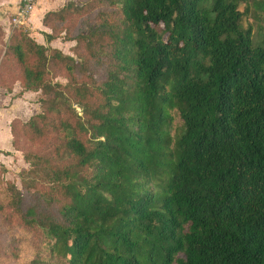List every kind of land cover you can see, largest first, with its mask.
<instances>
[{"label":"trees","instance_id":"trees-1","mask_svg":"<svg viewBox=\"0 0 264 264\" xmlns=\"http://www.w3.org/2000/svg\"><path fill=\"white\" fill-rule=\"evenodd\" d=\"M43 25L0 28V86L45 94L10 123L29 169L0 264H264V0H70Z\"/></svg>","mask_w":264,"mask_h":264},{"label":"crops","instance_id":"crops-1","mask_svg":"<svg viewBox=\"0 0 264 264\" xmlns=\"http://www.w3.org/2000/svg\"><path fill=\"white\" fill-rule=\"evenodd\" d=\"M20 0H0V28L3 32V40L8 42L11 37L10 20L13 13L19 7ZM68 0H37L27 28L31 36L40 44L47 45L45 34L50 30L43 25L44 15L51 10L61 8ZM52 2V3H50ZM61 39L50 43L53 47L60 48L58 42ZM69 45V43H67ZM4 48L0 46V58ZM36 93L24 91L20 84L14 86L13 91H8L0 86V151L11 152L12 135L10 123L15 118H26L27 102L32 99ZM30 116V115H29Z\"/></svg>","mask_w":264,"mask_h":264},{"label":"rangeland","instance_id":"rangeland-1","mask_svg":"<svg viewBox=\"0 0 264 264\" xmlns=\"http://www.w3.org/2000/svg\"><path fill=\"white\" fill-rule=\"evenodd\" d=\"M70 1V0H68ZM78 1V0H72ZM52 3V2H50ZM25 29H28L27 26H22ZM19 28L16 27L14 30H11V36L14 31ZM69 43V45L67 44ZM60 49L65 52L66 54H72L73 47L76 45V42H58ZM58 48V47H57ZM61 83H66V79L63 77H59L56 79ZM36 93L32 99L28 100L27 102V110L25 111L26 114H23L26 118H19L23 122L28 121L33 115L41 112V100L45 98V94L42 91L34 92ZM30 115V116H29ZM18 118V117H17ZM27 145L23 143V145ZM24 145V146H25ZM11 152L0 151V193L2 188L7 183H13L16 187L20 190H23L22 184V174L24 171L29 169V163H27L24 159V153L21 150H16L11 145ZM16 231L13 232L14 236H19L20 238H24L28 235L27 231L23 230V228L16 227L14 228ZM4 231V227L0 224V234Z\"/></svg>","mask_w":264,"mask_h":264},{"label":"built area","instance_id":"built-area-1","mask_svg":"<svg viewBox=\"0 0 264 264\" xmlns=\"http://www.w3.org/2000/svg\"><path fill=\"white\" fill-rule=\"evenodd\" d=\"M37 0H20L19 7L15 13L12 14L10 25L14 30L16 27L27 26L33 10L35 9Z\"/></svg>","mask_w":264,"mask_h":264}]
</instances>
